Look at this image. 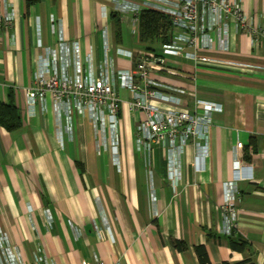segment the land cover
<instances>
[{
	"label": "crops",
	"instance_id": "obj_1",
	"mask_svg": "<svg viewBox=\"0 0 264 264\" xmlns=\"http://www.w3.org/2000/svg\"><path fill=\"white\" fill-rule=\"evenodd\" d=\"M238 1L253 24L264 26V0ZM146 2L0 0V14L13 13L11 26L0 27V105L8 104L11 92L21 118L16 131L0 127V233L25 264H198V245L204 246L210 264L247 259L264 264L263 47L253 48L247 33L230 20L226 50L211 33L212 49L199 47V53L257 69L242 73L163 55L159 49L170 42H139L138 14L120 11H156ZM113 13L121 25L116 39ZM60 41L66 47L77 41L96 75L106 47L114 72L134 71L144 54L161 55L170 71L152 75L184 92L182 106L191 107L195 99L221 106L212 115L207 153L188 140L175 190L168 179L171 154L154 147L148 164L135 145L141 113L130 110L129 90L117 88L116 148L108 139L109 145L99 146L98 129L85 113L73 109L69 120L59 119L50 98L44 107L36 100L29 110L26 90L34 85L36 60L45 49L58 52ZM225 204L237 212L231 235L247 241L250 251L230 249L222 232ZM171 240L188 248L177 251Z\"/></svg>",
	"mask_w": 264,
	"mask_h": 264
},
{
	"label": "built area",
	"instance_id": "obj_2",
	"mask_svg": "<svg viewBox=\"0 0 264 264\" xmlns=\"http://www.w3.org/2000/svg\"><path fill=\"white\" fill-rule=\"evenodd\" d=\"M145 4L169 16L172 23L171 41L161 46V54L189 58L195 65L218 64L242 73L257 69V66L248 63L222 61L198 51L212 49L211 33L218 35L220 49L226 50L227 22L230 20L236 29L247 33L253 48L261 45L264 50V26L253 24L238 0H147ZM129 10L136 17L137 8L124 7L120 11L128 13ZM12 21V12L0 14V27L7 29ZM71 43L66 47L64 41H60L58 52L45 49L44 54L38 56L34 85L26 90L29 110L36 100L44 107L46 99L50 98L59 119L64 116L69 120L73 109L85 113L98 129L99 146L109 145L108 139L112 148H116L120 108L117 88L129 90L130 110L141 113L136 124L135 145L146 155L148 164L154 147L165 148L171 154L168 159V179L175 190L180 169L179 157L184 153L188 140H193L203 155L207 153L212 115L220 112L221 106L200 99L193 100L191 107L182 106V90L164 86L154 79V73L170 71L161 55L144 54L134 71L121 69L114 72L110 49L106 47V55L96 75L90 64L91 57L83 58L78 42ZM185 49L193 52L186 53ZM118 51L123 52L121 49ZM128 54L131 57V53ZM133 72L139 82L135 81ZM104 129L107 130L105 136L102 135ZM235 147L241 148L242 143L237 142ZM221 211L222 232L229 236L236 227L237 212L232 204H225ZM0 244V264H25L1 233ZM81 264L103 263L95 260Z\"/></svg>",
	"mask_w": 264,
	"mask_h": 264
},
{
	"label": "trees",
	"instance_id": "obj_3",
	"mask_svg": "<svg viewBox=\"0 0 264 264\" xmlns=\"http://www.w3.org/2000/svg\"><path fill=\"white\" fill-rule=\"evenodd\" d=\"M113 24L115 39L120 36V19L115 13L110 15ZM138 41L145 44L160 45L170 42L172 23L169 16L154 10H143L138 13ZM0 127L8 132H13L21 127V118L14 106L13 94L9 93V102L7 105H0ZM248 159V158H247ZM79 166V165H78ZM228 241L230 249L239 253L250 251L249 244L243 238L236 235H229ZM173 249L184 251L188 247L179 240H171ZM194 252L198 264H210L208 255L204 246L198 245L194 247ZM227 264V263H224ZM238 264H254L251 259Z\"/></svg>",
	"mask_w": 264,
	"mask_h": 264
}]
</instances>
